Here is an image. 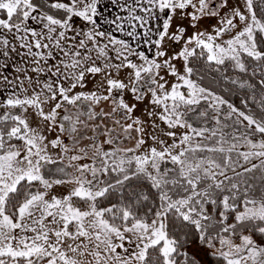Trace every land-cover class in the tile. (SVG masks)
<instances>
[{"label":"snow or ice","instance_id":"obj_1","mask_svg":"<svg viewBox=\"0 0 264 264\" xmlns=\"http://www.w3.org/2000/svg\"><path fill=\"white\" fill-rule=\"evenodd\" d=\"M255 3L243 0L241 11L229 0H111L126 14L104 18L114 27L101 30V0H0V84L12 89L0 100V264H198L170 234V216L193 226L218 264H264V244L254 239L264 237V189L256 196L245 178L264 173V138H251L264 137V118L228 104L224 119H236L225 133L220 105L227 102L193 79L191 66L193 59L231 61L245 72L244 56L264 62V19ZM258 3L264 12V0ZM177 14L194 28L203 18L217 24L185 39L184 27L170 31ZM237 21L239 31L223 39ZM166 40L183 41L181 50L169 56ZM12 54L21 62L11 65L17 75L10 79ZM126 93L148 100L147 120L133 115ZM105 102L109 111L100 107ZM57 130L49 140L46 132ZM124 140L135 147H121ZM148 140L153 146L137 154ZM82 141L90 143L78 147ZM50 147L60 150L57 158ZM81 160L91 162L75 163ZM57 164L63 166L49 167ZM112 174L114 183L104 179ZM140 177L156 190L158 204L142 215L123 202L100 206L110 190ZM58 185L73 187L51 194ZM147 200L140 194L135 203Z\"/></svg>","mask_w":264,"mask_h":264},{"label":"trees","instance_id":"obj_2","mask_svg":"<svg viewBox=\"0 0 264 264\" xmlns=\"http://www.w3.org/2000/svg\"><path fill=\"white\" fill-rule=\"evenodd\" d=\"M36 2H41V0H36ZM254 6L257 15L264 19V12H261L258 0H256ZM0 16L2 17L3 14H0ZM262 50H264V48H262ZM243 62L247 68L245 72L235 69L231 61H226L224 65L217 66L215 64L209 65L203 59H193L191 66L196 70V75L193 76V79H197V82L200 83L201 86L222 97L238 110L253 115L257 119L264 118V109L261 108V102L264 101V85L260 83L264 80V62H257L247 56L243 57ZM217 68H219V71L216 70ZM199 77H202V79H199ZM232 80H236L238 83L234 84L231 82ZM240 83H243L245 86L240 87ZM246 123L247 122H245V124ZM241 131H243V129H241ZM251 138L253 140H260L264 137L256 133ZM16 143L19 142L17 141ZM63 164L67 163L63 161ZM60 166L63 165L57 164L50 165L49 167L55 169ZM67 171L70 172V168H68ZM262 176H264V173L257 170L254 173L246 174L245 177L248 179L249 183L256 186V196H259L261 190L264 189V181L261 180ZM104 179L114 183L116 176L112 174L108 177H104ZM140 194L146 195L148 200L141 201L140 205H137L135 201ZM121 202L124 204H132L133 210L138 211L142 215L148 207H151L154 203L158 204L157 192L143 177L133 178L125 182L122 187L118 186L117 189L110 190L106 197L100 200V206L109 207L113 204L119 205ZM209 210L211 211V207ZM168 223L170 234L184 242L183 251L187 252V248L190 245L200 242L199 235L193 226L182 225L180 221L175 220L171 216L169 217ZM254 238L264 243V237H261L259 234H256ZM218 246L217 244V247ZM187 253L190 257L194 258L198 264H205L195 255L189 252ZM206 264H218V262L212 254H209L206 257Z\"/></svg>","mask_w":264,"mask_h":264},{"label":"rangeland","instance_id":"obj_3","mask_svg":"<svg viewBox=\"0 0 264 264\" xmlns=\"http://www.w3.org/2000/svg\"><path fill=\"white\" fill-rule=\"evenodd\" d=\"M232 6H239L241 8V11H244L243 0H229V7H232ZM187 11L191 12L192 9L189 8ZM224 11H227V9H225ZM223 14L224 13L222 12L221 15H223ZM191 24H192V21L190 20V18L181 19L180 16H179L178 23H177L176 27L171 32H175L178 26L179 27H184L186 29V32L184 34L185 39H186L188 36H191L193 33L197 32V31L207 30V31L211 32L212 31V26L217 24V20L215 18H203V19H201L199 21V23L197 24V26L195 28L192 27ZM237 24H238V28L233 30L232 33H230L228 35H225L223 37V39H228V38H230V35H234L236 31H239V28L242 27V25H239V21H237ZM182 44H183V41H181L180 43H174V42H172L170 40H167V42L164 44V47L167 50L168 55L171 56V55H174L175 53H177V52H179L181 50ZM0 60H1V57H0ZM13 63H20V61L18 59H16V58H11V60L9 61L10 67L8 68V70H7V72L5 74L8 75L10 79L14 78L15 75H17L14 72V68L11 66ZM173 63L176 64L178 69L183 71V67H182L183 62L182 61L177 60V61H174ZM29 74L33 75V73H29ZM174 79H175L174 77H171V76L168 77V80L170 82L174 81ZM2 87H5V86H1L0 85V90H1ZM5 90H6L5 91V96L2 95L1 96V100H2V97H6L7 94H8L7 92H10L12 89L5 87ZM124 99L130 106L132 104L136 105V109H135V111L133 113L134 116L141 117L144 120L148 119L147 116L144 115L145 109H146V107H148V100L147 99L144 100L143 102H137L130 93H126L125 96H124ZM223 100L226 101L225 99H223ZM109 104H110V102H105V103H102L100 105V107H103L105 111H109L110 110ZM228 104L229 103L227 102V103H225L223 105H220V115H221L222 124L229 125V127H225L224 128V132L225 133H230L232 131V127H231L232 120L236 119L235 115H233L232 120H225L224 119L226 114L229 112V109H228V106H227ZM200 107L202 109L206 108L207 107V103L206 102H202ZM45 110L47 111L48 109L46 108ZM97 110H99V108H97ZM116 118L117 119L120 118L119 114H117ZM82 119H84V118L82 117ZM127 122L130 123L131 121H127ZM157 122L159 123V121H157ZM30 123L32 124L33 127H35L37 125V121H36L35 117H33L31 119ZM105 123L108 124L109 127L112 126L111 121H107L106 120ZM121 123H125V121H121ZM161 126L163 127V125H161ZM209 126H214V125H212L210 123ZM148 130L151 131L150 128ZM117 131H119V129H117ZM178 131H183V130H178ZM46 134L48 135V139L52 140V139L56 138V136L58 134V130L57 131H53L51 133H47L46 132ZM133 135L135 136L136 133H133ZM61 138L64 140V142L66 144L70 143L68 141L66 135L62 136ZM163 138L164 139H168L167 137H163ZM103 139H104V137H100L101 141ZM255 141H258V140H255ZM168 142L171 143V140H168ZM88 143H90V142L89 141H82L81 144L78 147H83V146H85ZM120 146L123 147V148H134L135 147V140H124L123 143ZM149 146H153V142L151 140H148L146 145L142 146V148L140 150H138L137 154H139V152H142V151L146 150ZM110 147H111L110 145H105V149L106 150L108 148H110ZM246 150H247L246 148H241V151H246ZM49 152H50L51 155H53L54 158H57L60 155V150L59 149H52L50 147L49 148ZM74 154H76V153L75 152H70L68 155L70 156V155H74ZM129 155H131V153H129ZM64 162L68 163L67 158L64 159ZM90 162L91 161H89V160H81V161H77L75 163L83 164V163H90ZM252 163H257L258 164L259 161L258 160H253ZM245 166L246 167H250V164L245 165ZM169 167H171V165H169ZM237 170L238 171H242V169H239V168ZM71 171H73V170L70 168V172ZM229 175H232V173L229 172ZM71 187H73V186L72 185H58V186H54V188L52 189V193L51 194L58 195V196L67 194V192L69 191V189ZM245 234H247V233H245ZM254 239H256V238H254ZM236 242L239 243V240L237 239ZM257 242L261 243V244H264V243H262V242H260L258 240H257ZM118 251H119V249H118ZM211 251H212L211 249H209L206 245L202 244L201 242L194 243V244L190 245L187 248V252L195 255L201 262H203L205 264H206V257L209 254H211Z\"/></svg>","mask_w":264,"mask_h":264},{"label":"crops","instance_id":"obj_4","mask_svg":"<svg viewBox=\"0 0 264 264\" xmlns=\"http://www.w3.org/2000/svg\"><path fill=\"white\" fill-rule=\"evenodd\" d=\"M98 7H99V9H100V11L102 13V16L97 18L98 24L100 25L101 30H111V28L114 27V26H110V25L104 24V22H103L104 18L112 19L117 14H120V15H125L126 14V13L119 12L118 7H116V6H114V5L111 4V0H101V4ZM178 20H179V14H177V16L173 19L172 26H171L170 31H172L176 27V25L178 23ZM29 23H30V26L31 27L35 28L38 31L40 30L41 25H37V24H35L34 22H31V21ZM75 23H76V25L79 26V25H81L82 22L79 19H76L75 20ZM161 24H162V19L161 20H158V21H155L153 23V27L155 28L157 25H161ZM114 35H117L119 37L120 36V33H114ZM121 38H123V37H121ZM153 38L155 39V37H153ZM166 42H167V40L165 41V43ZM138 50H145V51H147L143 47L141 49H138ZM153 50H154V46H153ZM148 54L151 56V53H148ZM12 58H16V59H18L20 61V58L17 57V56H15V54H12ZM2 59L3 58L1 57V60ZM51 62L52 61H50V63ZM124 75H125L124 73H121V78H123ZM33 76H35V74H33ZM99 79H100L99 76H97L95 78V80H93L91 77H89V83H88V86L85 89V91L93 89L94 84H95V81H98ZM0 85L1 86H4L3 84H0ZM5 91H6L5 90V87H2L1 90H0V100H1V96L2 95L5 96ZM77 91H79V89H77ZM7 93H9V92H7ZM6 97H2V100L5 99Z\"/></svg>","mask_w":264,"mask_h":264}]
</instances>
